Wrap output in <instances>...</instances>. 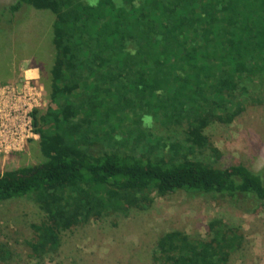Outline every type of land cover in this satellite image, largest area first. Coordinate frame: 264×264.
Listing matches in <instances>:
<instances>
[{"label": "trees", "instance_id": "trees-1", "mask_svg": "<svg viewBox=\"0 0 264 264\" xmlns=\"http://www.w3.org/2000/svg\"><path fill=\"white\" fill-rule=\"evenodd\" d=\"M23 5L54 16L50 105L30 114L42 161L0 172V202L31 196L43 213L30 224L31 259L54 253L60 231L140 208L151 193L264 199V168L196 157L204 148L217 155L204 127L229 122L240 110L226 107L234 92L264 77V0H14L3 14ZM145 117L181 126L184 151L146 136ZM126 119L138 153L121 128ZM240 243L236 229L211 219L204 240L163 233L152 264H225Z\"/></svg>", "mask_w": 264, "mask_h": 264}, {"label": "rangeland", "instance_id": "rangeland-1", "mask_svg": "<svg viewBox=\"0 0 264 264\" xmlns=\"http://www.w3.org/2000/svg\"><path fill=\"white\" fill-rule=\"evenodd\" d=\"M13 1L0 0V114L6 119L0 126L5 141L0 149V172L42 161L38 138L30 131L26 114L36 110L38 117L50 105L49 69L54 57L53 14L27 5L13 15L3 14ZM113 1L118 4L121 0ZM132 46L127 44V48ZM226 107L231 112L240 110L229 122L210 121L202 132L217 155L204 148L196 157L218 168L242 164L260 172L264 168V77L235 91ZM132 126L129 119L121 124L128 128V143L134 144L132 149L138 153L142 149ZM140 127L146 136L184 151L181 126L167 129L158 120L146 124L143 118ZM121 128L118 136H124L127 129ZM160 145L156 152L167 150ZM261 175L264 179L263 172ZM149 198L140 208L103 213L60 231L57 250L40 261L30 258L27 243L33 237L30 224L39 222L43 213L31 196L4 200L0 202V264H152L154 245L163 233L178 230L204 240L211 219L236 229L241 236L240 245L230 252L225 264H264V199L186 195L179 190L161 196L151 193Z\"/></svg>", "mask_w": 264, "mask_h": 264}, {"label": "built area", "instance_id": "built-area-1", "mask_svg": "<svg viewBox=\"0 0 264 264\" xmlns=\"http://www.w3.org/2000/svg\"><path fill=\"white\" fill-rule=\"evenodd\" d=\"M31 112H32V111H28L27 114H26V116H27V118H28V120H29L30 131H31L34 135L37 136V134H36V133L34 132V130H33V126H32V123H31V122H32V119H31V116H30ZM30 120H31V122H30ZM5 121H6L5 117H4L3 115L0 114V126H2V125L4 124ZM37 138H38V137H37ZM4 142H5V141H3L2 138H1V136H0V149L2 148Z\"/></svg>", "mask_w": 264, "mask_h": 264}, {"label": "clouds", "instance_id": "clouds-1", "mask_svg": "<svg viewBox=\"0 0 264 264\" xmlns=\"http://www.w3.org/2000/svg\"><path fill=\"white\" fill-rule=\"evenodd\" d=\"M150 120H151L150 117H145V123H146V124L150 123Z\"/></svg>", "mask_w": 264, "mask_h": 264}]
</instances>
